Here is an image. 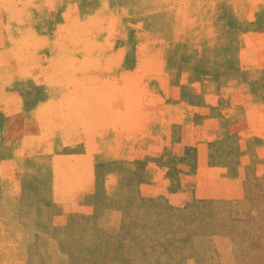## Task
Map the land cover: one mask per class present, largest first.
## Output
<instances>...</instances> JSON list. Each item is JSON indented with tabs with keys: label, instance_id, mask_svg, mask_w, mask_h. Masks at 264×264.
<instances>
[{
	"label": "rangeland",
	"instance_id": "1",
	"mask_svg": "<svg viewBox=\"0 0 264 264\" xmlns=\"http://www.w3.org/2000/svg\"><path fill=\"white\" fill-rule=\"evenodd\" d=\"M0 264H264V0H0Z\"/></svg>",
	"mask_w": 264,
	"mask_h": 264
}]
</instances>
